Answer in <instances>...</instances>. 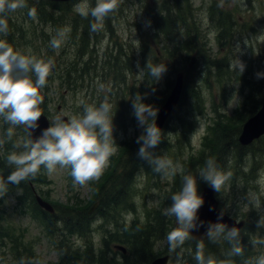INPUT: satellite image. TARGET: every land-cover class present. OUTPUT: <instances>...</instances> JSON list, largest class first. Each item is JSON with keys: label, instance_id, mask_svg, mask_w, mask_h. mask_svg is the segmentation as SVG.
<instances>
[{"label": "rangeland", "instance_id": "1", "mask_svg": "<svg viewBox=\"0 0 264 264\" xmlns=\"http://www.w3.org/2000/svg\"><path fill=\"white\" fill-rule=\"evenodd\" d=\"M80 2L81 0H76L73 3L71 11L73 17L81 16L74 10L75 5ZM167 3L173 4L175 10L182 7L188 14L186 26L189 32L187 38H191L192 45V48L184 52L181 58L172 61L173 67L178 68L177 72H187L191 58L193 56L197 58L194 68L190 71V79L193 86L197 88L199 98L187 97L185 105L174 114V116L177 114V117L169 120L167 127L162 132V138L167 140V144L161 148L160 156L163 155L174 165H180L183 171H178L174 176L167 177L155 172L153 168L138 171L134 178L130 197V203L134 205V210L130 209L131 212H128L121 207L117 224L114 221L103 224L99 220L97 212L93 211L91 213V215L93 214L92 236H88L87 240L67 236L66 243L73 251L82 255L85 251L92 252L93 250L96 261L99 257L98 254L106 249L102 242L104 232L115 233L121 231L123 227L127 229L131 226L130 223L136 220L145 226L148 217H152L155 211H161L164 215V210L171 204V196L181 189L179 187L173 192L175 181L178 178L176 175H179L182 186L181 176L189 174V168L185 167V164L189 163L192 155H196L201 149H204L202 143L209 132L207 129L213 127L217 121L223 120V118L219 119V115L226 114L227 118H230L235 115L236 111L241 112L244 109V113L245 111L248 113L264 100V78L257 76L258 73L264 74V0H119L117 9L110 13L104 19L102 27L92 34L88 54L79 59L81 63L78 69L80 73L83 71V83L78 85L79 89L77 88L76 91L70 90L64 84L65 71L69 67L67 62L73 61V55L74 53L77 55L78 50L77 45L70 40L72 36L70 27H60L59 30L67 29L68 31L61 47L53 49L50 43L52 40L43 39L42 34L45 32L47 36L54 38L59 30L55 31L51 25L41 24L36 19V15L29 16L27 14L28 7L18 9L10 14L13 21L15 20V24L22 26L27 32L26 42L28 43L19 44L18 42L17 47L27 48L28 56L54 61L47 85L41 89V95L44 97V102L41 105L53 124L56 116L60 114L67 116L68 120L74 116H82L85 106L99 107L105 97L112 106V115L116 108L117 93H120L121 97L123 95L127 114L124 121L113 117V138L116 143V151L109 159V164L103 172L105 174L113 164L112 159H118L120 147L117 143L135 140L142 134L143 129L138 127L137 120L133 115V98L137 94L142 95L143 103L159 110V105L157 106L153 100L154 92L146 80L145 73L140 79L136 76L141 69L140 65H135L133 71L125 72L126 82L123 84L114 78L113 73L110 74L108 62L113 65L114 58L117 56H125V61L130 57L141 58L145 48L149 50L151 56L159 51L161 49L160 39L163 37L156 40L158 26L153 21V17L157 16L163 9L162 6ZM88 4L94 7L96 0H88ZM250 16L254 21H250ZM84 19L89 24L95 22L90 15L81 21L83 22ZM183 33V31L180 33V39L185 41L186 36ZM4 36V33H0V40L6 41ZM69 43H73L72 48L68 46ZM63 49H66L65 53ZM238 58L246 66L243 73L235 68H230V64L235 63ZM77 59L78 56L75 61ZM165 62L168 63V61ZM209 62L219 65L210 67L207 65ZM175 77L176 74L170 75L173 80ZM165 81L166 78H161L158 81L157 89L159 91L165 89ZM100 85L104 86L103 90L100 89ZM231 102L232 106L230 107ZM178 117H182L183 120L180 121ZM8 127L9 125L4 122L3 118H0V153L7 146L6 130ZM234 131L228 130L225 137L230 152L223 155L222 162L217 163L223 173L231 174L222 186L220 193H217V197L222 204L220 207L223 212L233 218L247 221V227L240 232V235L242 236L241 240L247 241V255L251 256L250 261L254 262L256 257L264 255V226H257L260 215L264 214V188L259 183L264 176V136L254 143L259 155L249 154L238 165L233 158L236 141H238ZM210 134L209 132L208 135ZM23 139H27L26 131L21 127L16 128L12 141ZM7 155L8 153L5 154V156ZM127 158V156L120 158V165H124L123 168L121 167V172L128 164ZM6 166L8 172L14 170L8 163ZM237 169L241 170L237 171ZM41 174L45 176V182L35 185V192L52 204L57 214L60 213L65 217H67V209L71 211L83 206L93 207L92 189L94 185H99L103 177L102 174L99 180L90 181L87 185L80 186L74 185L69 168L57 166L51 175L45 169ZM3 175L0 169V177ZM197 178L198 181H202L199 177ZM198 185L200 186V182ZM24 189L17 188L4 197L2 207L4 217L1 225L8 232L10 238L3 239V243H0V264H13L18 258H15V255L24 254L25 249H28L29 252L31 250V253H34L43 264H60V256L57 255V252L52 253L51 243L54 245V240L44 237V235L48 236L46 229L34 216L35 214L31 210L33 205L25 199ZM19 195H22L25 200L17 203L16 198ZM256 200L259 201V208L255 206ZM123 216L124 219H122ZM170 219H166L167 225H165L164 233L154 236L152 244L154 254L151 261L143 264H151L155 258L163 255H170V264H176L177 253L181 250L177 249L176 253L170 252L165 240L167 233L176 227L175 218L170 217ZM57 225L61 226L59 223ZM57 239L60 240L59 237ZM224 242L226 245L223 247L225 252L223 255L226 256V247L229 243ZM90 244L93 245L92 250L86 248ZM207 244L204 242V253L208 249ZM18 246L21 248L20 250L17 249ZM249 246L251 250L248 248ZM196 248L197 243L192 239L186 241L183 246L182 264H196L193 259ZM227 254L229 256L230 253ZM110 257L120 258V255L116 252ZM93 264H98V262Z\"/></svg>", "mask_w": 264, "mask_h": 264}, {"label": "clouds", "instance_id": "2", "mask_svg": "<svg viewBox=\"0 0 264 264\" xmlns=\"http://www.w3.org/2000/svg\"><path fill=\"white\" fill-rule=\"evenodd\" d=\"M119 0H96L94 7L88 0H81L75 5V11L81 16H91L94 23L91 30L97 31L102 27L104 19L118 7ZM27 7L26 0H0V33L7 34L8 24L4 18L6 12H15ZM29 16L34 17L36 10L29 9ZM67 29L58 31L51 41L53 49L61 47L67 34ZM54 61H45L35 56H28L15 51L6 41L0 40V118L9 125L6 137L9 141L15 136V129L23 128L27 132V139L13 142V151L6 159L14 170L7 180L0 179V193L7 191L8 184L19 185L22 181L35 178L41 167L51 175L57 166L69 168L74 185L85 186L90 181L99 180L109 164L110 157L116 151L113 138L114 125L111 115L112 106L105 100L96 107L85 106L83 115L72 117L65 121L57 117L51 127L45 129L43 134L33 139L30 130L39 127L38 121L43 115L40 105L44 102L41 89L47 85L48 77ZM244 63L238 58L230 68L240 73L245 71ZM154 79L159 80L167 71L165 64H152L149 60L146 70L140 69L137 78L140 79L145 72ZM33 76L35 80H33ZM258 78L264 74L258 73ZM103 90L104 86L100 85ZM232 106V102L229 105ZM133 115L138 127L143 129L136 143L141 145L138 157L146 160L153 170L164 176H174L183 169L174 165L172 161L163 156H155L152 149L161 143L162 133L156 124L158 110L151 105L143 103L139 94L132 101ZM231 174L219 170L214 158L206 159L204 166L199 170L198 176L185 174L181 176L180 191L171 196V204L164 210V215L174 217L176 227L169 231L165 237L170 252L177 253L176 264H182L183 246L189 239H193L192 230L202 226L198 224V213L205 201L199 194L198 178L206 182L215 192L220 193L222 186ZM264 188V176L261 180ZM255 206L260 207L259 201ZM257 226H264V214L260 215ZM208 240L219 242L227 241L231 245L230 255H242L240 246V229L229 228L225 223H213L206 232ZM193 259L196 264H233L231 260L217 261L213 256L204 253V241H197V248ZM18 264H43L38 259L22 257ZM245 264H264V255L256 257Z\"/></svg>", "mask_w": 264, "mask_h": 264}, {"label": "trees", "instance_id": "3", "mask_svg": "<svg viewBox=\"0 0 264 264\" xmlns=\"http://www.w3.org/2000/svg\"><path fill=\"white\" fill-rule=\"evenodd\" d=\"M27 7L29 9L34 8L36 10V19L39 20L41 24L51 25L53 30H59L61 26H67L70 27L72 30V36L70 37L71 41L77 45V55L74 53V59L69 63V67L67 71H65V77H64V84L70 89V90H77L79 89L78 85H81L83 83L82 79V73L78 69V66L81 62H79V59L81 57H85L90 48V44L92 41V34L95 31L91 30V24L87 23L86 19L81 21L84 17L81 16H72V6L74 5V2L69 3H55V2H48V1H42V0H26ZM29 4V5H28ZM163 9L160 11V13L153 17V21L156 22L158 32L156 36V40L158 38L163 37L160 39L161 49L159 51H156L152 56L149 54V50L147 48L144 49L142 57L141 58H128L127 61L124 60L125 56H117L114 58L113 65L112 63L108 62L110 74L113 73L114 78L116 80H119L120 83L125 84L126 77L125 72L126 71H133L135 68V65H140L141 69L146 70V66L150 60L152 64H165L167 71L163 74L161 78H166L165 81V89L163 91H159L157 89V83L161 79L154 80L146 71L145 76L146 80H148L150 87L152 88V91L154 92V101L156 102V105H159V108L163 105L165 100L168 97V92L172 90L175 84V78L174 80L170 78V75L177 74L178 68L173 67L172 61L178 58H181V55L184 52H187L192 48L191 45V38H187V34L189 31H187V20H188V14L186 13L185 9L182 7H179L178 10H175L173 8V4H164ZM12 12H6L4 14V18L7 20L8 24V31L7 34H4V40L7 41V43L17 52H20L21 54L27 55L28 50L27 48H19L17 45L28 43L26 42V36L27 32L22 28V26H18L15 24V20L11 18L10 14ZM29 13V12H28ZM27 13V14H28ZM29 15V14H28ZM16 28V29H14ZM80 31V34L78 32ZM184 32L183 35L186 36L185 41H182L180 39V33ZM43 39L46 40H52L53 37L47 36L45 32H43ZM19 42V44H18ZM189 42V43H188ZM51 43V42H50ZM73 43H69L68 46L70 48L73 47ZM51 49V48H50ZM66 49H63V52L65 53ZM73 50V49H72ZM78 56V59L75 61V58ZM154 57V58H153ZM61 58V57H60ZM165 61H168L165 62ZM213 63V62H212ZM208 66H217L218 63L210 64L207 63ZM190 71L187 70L186 76H185V83H184V89L182 93L181 100L179 102L178 107L172 114L169 120L174 119L177 117V114L174 116L176 112H178L183 105H185V102L187 100V97H192L193 99L199 98V93L196 91L197 88H195L192 84V80L190 79ZM180 72V71H179ZM172 73V74H171ZM127 74V73H126ZM188 74V75H187ZM108 77V75H107ZM35 77L33 76V80ZM171 89V90H170ZM169 92V93H170ZM120 93H117V103L115 111L113 112V116L116 117L117 120L120 119V121L125 120V116L127 114L126 106H125V100L122 95L119 96ZM111 96V95H109ZM142 96V95H141ZM146 100V99H145ZM262 100L258 106L246 113L247 111L244 110L239 112L236 111L235 115H233L230 118H227L226 114L219 115L220 122L217 121L215 125L212 127H209L208 131L211 133L210 135L204 137L203 139V146L204 149H201L196 155H192L189 159V163L185 164V167L189 168V173L194 175L199 173V170L204 166L206 159L212 157L215 159L216 164L218 162H222L223 155L230 152V150L227 148V139L226 133L229 131H234L235 138L237 140L239 139L242 126L248 120L251 116H253L255 113L258 112L260 109ZM146 102V101H145ZM199 107V106H198ZM202 109V108H201ZM240 110V108H239ZM201 111V110H199ZM219 114V113H218ZM245 114V115H244ZM180 121L183 120L182 117H178ZM218 119V120H219ZM168 124V123H167ZM167 127V125H166ZM165 127V128H166ZM163 132V131H162ZM161 132V133H162ZM228 135V134H227ZM212 136V137H211ZM263 137V136H262ZM136 140L131 141H122L120 143H117V145L120 147V153L117 155V158L112 159V165L111 167L103 174V177L100 180L99 185L93 186V201L92 205L95 206L94 211L97 212V215L99 216V220L102 221L103 224H108L114 221V223H118L117 219L120 217V211L119 209L123 207L124 210H128V212H131V210H134V205L130 202V197L132 195V190L134 186V178L138 171H141L143 169L149 170L152 168L150 164L141 158L138 157L137 153L141 145L136 143ZM259 140V139H257ZM253 141L249 145H241L239 141H236V149L233 154V158L235 159L236 164H240L249 154L259 155V152L257 151V146H255V142ZM211 143L209 144V142ZM7 146L5 147L4 151L0 153V169L2 171L3 176L0 177V179L6 181L8 175L11 172H8V168L6 166L7 159L5 156L6 153H10L13 151V142L6 139ZM167 140L163 139L161 137V143L155 148L152 149L155 156H160L161 148L166 146ZM12 146V147H11ZM208 150V152H206ZM4 153V154H3ZM128 157L127 161L128 164L125 165V170L121 172V167L123 168L124 165H120V158ZM163 156V155H162ZM126 162V161H125ZM125 164V163H124ZM219 168V167H218ZM44 170L43 167H41L40 173L36 175L35 178H29L26 181H22L19 185L15 184H8L7 185V191L4 193H0V243H3L2 240H6L7 238H10L8 232L2 227L1 222L4 217L3 214V203H4V197L9 193L17 188H25L24 194L25 199L29 200L33 205V212L37 216L42 217V221L46 225L48 231H52L55 233V229L50 228L51 225H57V223L61 220V222L64 223V231L66 232L63 235L64 236V242L63 245L61 244V248L71 250L72 248L69 246V244L66 243L67 236H73V234H78L81 237L87 239V236H90L93 234V214L91 215L89 211L92 209L91 206L82 207V208H75L73 210H69L66 212V216L62 215L60 213L55 214H49L44 212L38 207V204L36 203L33 187L35 188V185L44 183L45 176L41 174V172ZM221 170V168L219 169ZM241 170V169H239ZM237 169V171H239ZM178 177L175 181L173 192H175L179 187H181V183L179 180V175H176ZM200 182L199 186V192L202 191L203 187L205 185H208L206 182L198 181ZM23 198V200H25ZM91 205V204H90ZM222 205V204H221ZM32 208V207H31ZM91 208V209H90ZM131 209V210H130ZM48 217L52 218L54 217V221L48 220ZM170 217L163 215L161 211H155L153 216H149L146 222L145 226H142L137 220L135 222H131V226L125 229L124 227L121 229V231H117L115 233L111 232H104L102 242L103 245L106 246V249L98 254V259L96 261V256L93 253V245L90 244L89 247L92 250L91 251H85L82 255L78 254L77 251H70L66 252L68 262L67 264H93L95 262H98V264H143V263H149L153 257V243H154V236L158 235L160 233L163 234L165 231V225H167L166 219ZM124 219V216L122 217ZM171 220V219H170ZM124 223V222H123ZM165 223V224H164ZM249 228V224H248ZM52 233V234H53ZM153 236V237H152ZM240 235V246L243 248L242 255H230L228 256L227 253L231 252V245H227L226 247V256L223 254L225 253L223 251V247H225L226 243L224 241L219 242H210V240L206 241L207 244V251L205 253L206 256H213L217 261L220 260H231L233 264H245L246 261H250L252 258L251 256L247 255V241L241 240ZM197 243V242H196ZM211 243V244H210ZM122 245L125 248H127L128 252L127 254H123L121 252H117L118 255H120V258H111L109 259V251L111 250V245ZM113 247V246H112ZM221 248V249H220ZM251 250V247H248ZM17 249L20 250L18 247ZM26 252L24 254L19 253L18 261L24 257H29V250L25 249ZM111 252V251H110ZM18 261L14 262L13 264H18ZM81 262V263H80ZM84 262V263H83Z\"/></svg>", "mask_w": 264, "mask_h": 264}, {"label": "water", "instance_id": "4", "mask_svg": "<svg viewBox=\"0 0 264 264\" xmlns=\"http://www.w3.org/2000/svg\"><path fill=\"white\" fill-rule=\"evenodd\" d=\"M48 2H55V3H68L74 0H42ZM196 62V58L193 57L190 63V68L193 67L194 63ZM184 86V73H178L176 76L175 86L172 89L170 95L168 96L166 102L160 108L157 117H156V124L160 130L163 129L165 126L170 114L178 105L182 90ZM41 111L43 115L41 116L40 120L38 121L39 127L36 129H31V135L33 139L39 138L43 131L49 127H51V123L48 117L44 114L42 107L40 105ZM60 110V108H58ZM65 121L68 118L65 115H59ZM264 135V101L262 103L261 109L252 117H250L243 125L240 136H239V143L241 145H249L256 139H259ZM201 196L203 197L205 203L201 207L198 213V224L202 226L198 227L197 229L192 230L193 241L197 242L203 240L204 242L208 240L206 232L208 231V227L210 224L213 223H225L229 226V228L237 227L240 230L245 225L244 221L238 222L236 219L228 217L224 212L220 210L219 202L216 199V192L208 185L203 188L201 192ZM36 201L38 205L46 210L47 212L53 213L54 208L52 205L44 201L40 196L36 195ZM94 209V208H93ZM91 210V212L93 211ZM115 249L121 251L123 254H127V248L116 245ZM170 260V256H164L156 258L152 264H168Z\"/></svg>", "mask_w": 264, "mask_h": 264}, {"label": "flooded vegetation", "instance_id": "5", "mask_svg": "<svg viewBox=\"0 0 264 264\" xmlns=\"http://www.w3.org/2000/svg\"><path fill=\"white\" fill-rule=\"evenodd\" d=\"M250 21H254V19L250 16ZM54 217H52V218H50V217H48V220H51V221H54ZM46 234L48 235V236H46V235H44V237H46L47 239L49 238V233H47L46 232ZM61 234V233H60ZM65 233H63V235H64ZM63 235H58V234H56L55 236H54V245H53V247L54 248H56L55 250L53 249V251H52V253H56L57 252V255L58 256H60V264H67V262H68V258H67V254H66V252H70V251H73V249H71V250H67V249H64V248H61V246H60V241L62 242V239L64 238V236ZM56 236H59V239L60 240H58L57 238L58 237H56ZM49 239H51V238H49ZM64 249V250H63ZM111 251V252H110ZM109 251V259H111V258H115V257H110V255L111 254H115L117 251H115V249L112 247L111 248V250ZM75 252V251H74ZM30 254H29V257H28V259H38L36 256H35V254L34 253H31V250H30V252H29ZM18 257V254L17 255H15V258H17ZM16 261H18V258L16 259ZM73 264V263H72Z\"/></svg>", "mask_w": 264, "mask_h": 264}]
</instances>
